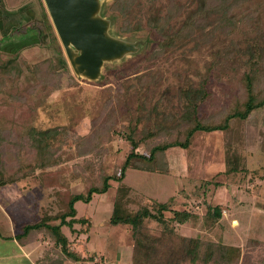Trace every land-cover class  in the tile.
I'll return each mask as SVG.
<instances>
[{"label":"rangeland","instance_id":"rangeland-1","mask_svg":"<svg viewBox=\"0 0 264 264\" xmlns=\"http://www.w3.org/2000/svg\"><path fill=\"white\" fill-rule=\"evenodd\" d=\"M114 4L94 0L90 17L119 50L102 56L91 72L77 62L79 49L64 47L44 0H0V63L19 53L44 69L32 86L0 74V251L7 253L0 261L26 264L24 254L30 264H264V106L234 120L233 136L198 131L188 147L159 153L154 170H126L128 206L167 202L165 224L149 218L137 230L111 224L119 183L110 179L105 192L75 203L77 215L90 220L87 232L78 223L73 231L62 226L71 249L85 259L65 256L45 230L21 242L15 238L26 223L48 216L56 223L68 192H83L105 174L118 175L131 149L128 133L146 154L154 144L183 137L190 126L182 117L184 89L204 83L207 96L198 111L206 122L222 120L244 101V77L254 67L255 88L264 90V0L203 11L177 34L198 0H132L125 15ZM152 15L168 16L163 32L178 35L170 44L160 45L163 33L145 24ZM58 53L68 69L56 64ZM30 125L55 127L61 137L42 168L34 164L25 134ZM229 150L239 155L235 171H225ZM215 206L220 216L210 211ZM172 210L192 216L178 223ZM194 243L196 255L188 252ZM227 246L238 249L229 260L218 249Z\"/></svg>","mask_w":264,"mask_h":264},{"label":"trees","instance_id":"trees-1","mask_svg":"<svg viewBox=\"0 0 264 264\" xmlns=\"http://www.w3.org/2000/svg\"><path fill=\"white\" fill-rule=\"evenodd\" d=\"M132 0H114L115 5L118 6V11L125 15L127 13V6ZM236 0H198L199 7L193 10L188 14L185 23L181 28L175 32L176 34L190 28L195 23L193 20L199 15H202V12H207L208 10H220L228 6L236 7L237 5L233 4ZM168 16L160 17L159 15H152L148 17L145 24L154 28L160 33H163V38L160 41V45L170 44L173 40L177 38L178 35H173L171 32L166 33L165 23L167 22ZM126 24H128L126 22ZM138 25H136L137 27ZM33 30L30 28L29 31ZM47 62L49 65L51 60L44 59L43 62ZM42 63V62H41ZM41 63H29L22 55L15 54L12 57H9L5 62L0 63V74H7L9 77L15 78V80H21L24 83H29L31 86L40 80L44 69L40 68ZM56 64L61 68L68 69V64L62 53H58L56 56ZM258 57L252 59V65H260ZM51 66V65H50ZM259 69V68H258ZM257 71L252 68V71L245 74V98L244 101L236 103L234 108H231L222 118V120L217 122H206L199 115L198 104L199 101L203 100L207 96V91L202 82L198 88L182 89V98L183 102V113L182 117L189 121L190 126L185 129L183 137H175L172 140L159 142L152 145L149 148L148 153L139 152L137 148L138 142L133 138L132 132L126 135V138L131 142V149L126 154L124 160L122 161L121 167L119 169L118 175L105 174L102 176V179L99 184L90 185L85 191L81 192H68L66 194V199L61 203L62 211L54 217L58 221L56 223H50V219L53 218L48 216L39 221L33 223H26L22 226L21 230L16 233L14 236L16 239H20V242L28 236L32 231H41L45 230L48 235L51 236V239L54 241V244L60 246V251L67 257L73 260L85 259L79 251L71 249L70 240L67 235L63 232L62 226L67 225L71 231L74 230L73 225L78 223L81 226L82 232H87L88 227L90 226V220L84 215H77V209L75 203L77 201L89 202L94 193L105 192L110 187V179L116 180L118 184V189L115 194V199L113 202L112 212L109 216V222L111 224H130L134 230H137L138 227L143 223V220L146 218L156 220L162 224H165L167 220L163 216V211L169 209L167 202L154 201L149 207L147 205H141L136 209L130 208L128 204L131 202V197L129 195V187L126 186L122 180L125 176V172L128 168H141L144 170H154V164L156 157L159 153H163L167 148L171 146H181L188 147L191 141V137L198 131H214V130H223L225 132H233L231 127L234 120H244L248 115L259 107L264 106V90H256L255 86L256 80L258 81ZM260 88V87H258ZM26 136L30 141L31 147L34 149V164L39 167H45L50 160V155L52 152L60 145V135L56 132L55 127H49L44 129H38L33 125H30L26 131ZM149 135L154 133L150 132ZM264 146V145H263ZM229 148V147H228ZM226 156V169L225 171H235L238 168L239 155L235 151H228ZM213 214L220 216V210L217 206L210 208ZM190 211L184 210H172L171 218L178 222L182 223L189 219L192 215ZM49 218V219H47ZM198 244L194 243L193 249H189L188 252L194 255L197 253ZM220 249V254L225 259L229 260L230 256L238 252L236 247H224ZM211 252V251H210ZM43 264V263H38Z\"/></svg>","mask_w":264,"mask_h":264},{"label":"water","instance_id":"water-1","mask_svg":"<svg viewBox=\"0 0 264 264\" xmlns=\"http://www.w3.org/2000/svg\"><path fill=\"white\" fill-rule=\"evenodd\" d=\"M52 23L64 47L68 43L80 50L77 62L93 72L102 56L115 53L119 47L105 37L101 24L90 17L94 0H44Z\"/></svg>","mask_w":264,"mask_h":264},{"label":"crops","instance_id":"crops-1","mask_svg":"<svg viewBox=\"0 0 264 264\" xmlns=\"http://www.w3.org/2000/svg\"><path fill=\"white\" fill-rule=\"evenodd\" d=\"M1 245H3L2 246V248L4 249V244H1ZM12 245V244H11ZM6 248V247H5ZM10 248V247H9ZM8 248V249H9ZM20 246H18L16 249L19 251L20 249ZM7 253H5V252H1L0 251V255H6ZM14 254V253H13ZM18 255H22V253H18ZM13 255H12V253H8V257H12ZM22 256H25V257H23L24 258V260L26 261V264H30V262H29V258L28 257H26V255H22ZM14 257H15V254H14ZM1 259V258H0ZM0 263H2V264H4V259H2L1 261H0ZM34 263H35V261H34ZM32 264H33V261H32Z\"/></svg>","mask_w":264,"mask_h":264}]
</instances>
